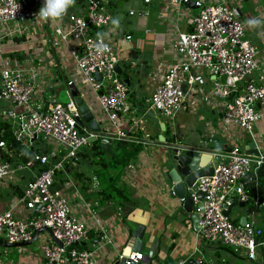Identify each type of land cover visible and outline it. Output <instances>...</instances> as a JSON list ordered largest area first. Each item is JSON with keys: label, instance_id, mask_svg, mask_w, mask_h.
Wrapping results in <instances>:
<instances>
[{"label": "built area", "instance_id": "obj_1", "mask_svg": "<svg viewBox=\"0 0 264 264\" xmlns=\"http://www.w3.org/2000/svg\"><path fill=\"white\" fill-rule=\"evenodd\" d=\"M111 1L76 0L80 10L70 11L63 23L60 19L37 23L45 0H0V98L13 105L7 112L12 142L0 139V182L16 183L23 171H30L35 163L41 168L27 181L14 206L0 210V238L11 244L26 242L44 229L36 236L42 243L41 264H94L98 255L110 256L114 248L112 225L68 191L74 189V180L59 178L65 163L77 161L95 136L77 124L81 115L71 94L72 86L112 140L130 139L131 130L143 126L141 116L130 115L129 88L115 71L121 60ZM248 1L143 0L145 4L162 3H156L160 8L156 18L165 21L170 36V43L161 48L170 59L161 64L163 72L150 94V108L167 127L163 118L171 126L179 109L194 110L201 99L211 97L222 107L221 128L231 141L228 150L218 155L212 173L197 178L187 188L193 212L198 213L200 237L253 258L256 249L264 244L262 229L253 215L244 224H237L225 214L234 200L247 202L245 187L264 163V149L256 144L259 153L247 154L240 138V133L245 132L256 142L264 135V131H255L264 121V46L260 49L248 37L252 27L243 14ZM262 9L258 6L257 13ZM137 11L149 14L134 8L129 14ZM36 27L37 34L32 32ZM98 33L105 34L103 44L108 50L103 53L96 49L100 43ZM258 35L264 44V29L258 30ZM124 38L131 40L129 34ZM56 70L66 91L65 101L46 94L53 87ZM207 80L210 85L206 95L202 87ZM121 121L129 122L131 127L122 130ZM151 137L144 132L143 139L135 142L145 145ZM38 141L45 143L49 151L34 153L32 160L24 163L21 155L26 149L17 153L11 146L29 148ZM13 155L18 164L9 160ZM196 192H203L205 197L197 200ZM18 205L29 212L36 205L40 208L27 218L15 212ZM91 232L94 241L89 240ZM142 257L143 254L131 253L126 258L136 262Z\"/></svg>", "mask_w": 264, "mask_h": 264}, {"label": "crops", "instance_id": "obj_2", "mask_svg": "<svg viewBox=\"0 0 264 264\" xmlns=\"http://www.w3.org/2000/svg\"><path fill=\"white\" fill-rule=\"evenodd\" d=\"M111 3L114 15L113 19L118 18L120 22L125 20L126 14L123 12V6L126 7L128 16L144 18L143 34H141V30L122 32L117 49L121 60L119 64L122 71L121 76H123L124 80H128L129 95L127 102L130 115L139 118L141 116L144 119L141 121L142 128L138 130L132 129V138H125L123 140L135 142V140L143 139L144 132H149L150 135L152 134V141L145 145L135 142L142 145V150L137 155V158L130 163V166L123 170L120 180L128 187L126 194L129 197L121 203L111 199L101 200V188L96 175L93 173L90 178L76 165L77 161L86 159L94 142H90L91 147L89 146V149L80 153L77 161L66 162L64 172L63 170L59 172V178H63L64 181H67L68 178L74 180V189L70 188L68 191L75 193L74 196L77 198V201L87 203L98 215L100 214L105 221L112 225L111 233L114 239V248L110 256L98 255L94 264H113L118 253L130 243L131 230L139 224L145 227L143 235L145 242L144 255L141 261L148 262L147 264L161 263L166 256H169L177 264L182 261L188 262L190 259L200 260L204 264H264V244L258 247L255 256L250 258L244 253L238 254L229 248L201 238L199 231L194 228L191 215L184 211L182 202L172 195L170 181L167 176V171L172 167L167 162V157L171 153L169 145L195 146L201 143L202 145H208L215 151L213 153L214 157L225 153L230 147L231 141L223 132V128H221L223 119L222 107L211 97L208 99L203 98L194 110L189 107L179 109L173 118L174 124L169 127L165 126L164 131H161L158 125H154L151 121L147 120L145 113L150 108V94L163 72L161 64L163 61L170 59L169 53L161 50L164 46V41L162 42V40H164L163 30L165 29V25L156 18L157 12L160 9L159 5H162V3L152 2V4H145L143 0H112ZM262 4H264V0H249L243 9V14L248 20L255 18L264 22V11L259 10L257 13L256 10ZM131 8L141 11L146 10L149 11V14L141 15L137 11L135 15H130L129 10ZM79 10L80 6L77 8L73 6L68 11L78 12ZM62 18L60 19L61 23L65 20V18ZM147 28L151 31L147 32ZM258 30L256 27H252L250 31L252 35L250 37L257 45L264 46L259 38ZM127 34L131 36L130 41L124 38ZM157 39L159 40L157 41ZM139 40L141 41L140 50L136 48ZM142 54H150L151 61L148 62L146 56H142ZM20 55L23 54L20 53ZM121 62L123 65H121ZM129 68L138 69L135 75L131 74L134 78L129 76L131 70ZM59 79L61 80V75L56 70L55 82H52L53 87L46 91L47 95L57 94L58 90L63 86ZM209 85V83H206V86L202 87L206 95ZM55 86L57 87L56 89H54ZM1 99L3 98L1 97ZM3 100L9 104V109L3 111L2 114L0 113V118L3 117V120L0 122L7 121L5 124L9 125L7 112L13 105L7 100ZM93 103L96 107H99L96 102ZM199 107L200 111L194 117ZM16 110H20V108H16ZM158 121L162 122L160 119ZM119 125L125 131L131 127L127 121H121ZM255 131L263 133L264 121H260ZM9 132L11 134V131ZM159 135L163 136V142L159 141ZM240 138L246 144V147L247 142L252 139L245 132L240 133ZM214 139L222 146L224 145L225 149L219 151L213 144ZM115 141L119 140L113 138L112 143ZM11 146L17 153H22L21 151L26 149L21 155L23 163L32 160L34 153L41 154L42 152L49 151L45 143L41 144L39 141L29 148L19 145ZM61 156L64 155L61 154ZM39 171L38 168L33 166L30 171L24 170L16 183L0 182V210L13 207L21 196L27 181ZM116 172L117 169L109 171L112 175ZM255 172V179L245 187L247 195L246 205L244 207L233 206L229 216L235 223L244 224L243 217L247 215L246 219L248 220L253 215L257 225L263 231L262 237L264 241V163ZM14 210L18 215L27 218L31 217L33 212V210L31 212L24 210L20 205L15 206ZM93 237L94 234L91 232L89 240L94 241ZM15 250L16 248L0 251V254L11 251L14 257L10 260H0L1 263H42V257L39 252H30L28 251V247L26 249L17 248ZM150 251L153 252H151V256H148V252Z\"/></svg>", "mask_w": 264, "mask_h": 264}, {"label": "water", "instance_id": "obj_3", "mask_svg": "<svg viewBox=\"0 0 264 264\" xmlns=\"http://www.w3.org/2000/svg\"><path fill=\"white\" fill-rule=\"evenodd\" d=\"M189 7H194L193 3L188 4ZM115 71L117 74L122 75V71L119 65L115 66ZM98 80L101 79L99 73L96 74ZM125 84H128V80H124ZM71 94L73 100L78 108V111L81 115L80 118H77V124L80 127H86L90 132L94 133L95 136L90 138V142H98L100 150L103 153L110 154L112 140L110 136L103 131L97 121L93 118L92 113L89 111L88 106L86 105L84 98L79 95L78 90L72 86ZM145 118L151 121L154 125H158L161 131L165 130V125L163 122H159L158 118L154 114V111L149 108L145 113ZM159 141L163 142L164 138L162 135H159ZM213 144L218 148L219 151L225 149V146L221 145L216 139L213 140ZM256 144L259 145L260 149H264V135L260 136L259 139H256V142L251 139L247 142L246 153L250 155H256L259 153ZM171 153L167 157V162L171 168L167 171V176L171 185L172 195L180 200L183 205V209L186 213L190 214L191 220L193 222L194 228L198 230V213L193 212L194 204L187 188L191 187L194 181L202 176L210 175L213 170V165L218 163L219 156L213 155L215 151L210 148L208 145H180V144H170ZM203 192H196L195 198L201 200L204 198ZM246 204L243 202H238L234 200L232 206L225 211L226 215H229L230 210L233 206L244 207ZM40 208V205H36L33 209L32 216L35 215L36 211ZM198 208L201 210V204H198ZM262 209V208H259ZM247 215L243 217L244 223L246 222ZM44 229L36 231L31 240L21 243H7L0 238V246L5 248L13 247H24L33 243L36 239L38 233L43 232ZM145 227L143 225H137L131 230L130 243L127 244L121 251V257H117L113 264H147L145 261H128L126 257L130 256L131 253H140L144 252L145 242L143 240ZM189 264H204L200 260L190 259ZM156 264H177L169 256H166L161 263L156 262Z\"/></svg>", "mask_w": 264, "mask_h": 264}, {"label": "trees", "instance_id": "obj_4", "mask_svg": "<svg viewBox=\"0 0 264 264\" xmlns=\"http://www.w3.org/2000/svg\"><path fill=\"white\" fill-rule=\"evenodd\" d=\"M167 127L169 126L167 125ZM9 131L10 126L8 127L7 125L0 124V139H3L8 144L12 142ZM166 133L168 134V132ZM92 149L102 156L99 169L94 170V174L100 183L101 200L111 199L121 203L129 197L128 194H126L128 187L120 180L123 170L130 166V163L137 158V155L142 150V145L140 143H135L132 140L115 141L111 144V151L109 156H107V159L103 158L105 155L100 150L97 141L93 143ZM14 157L15 155L10 157L9 160L14 164H18L17 159ZM34 167L39 170L41 169L36 163L34 164ZM111 169H117V172L112 175L109 173Z\"/></svg>", "mask_w": 264, "mask_h": 264}, {"label": "rangeland", "instance_id": "obj_5", "mask_svg": "<svg viewBox=\"0 0 264 264\" xmlns=\"http://www.w3.org/2000/svg\"><path fill=\"white\" fill-rule=\"evenodd\" d=\"M80 5V3H78V2H76L75 3V7L77 8L78 6ZM82 5H84V3L82 4ZM120 6H121V4H120ZM70 9V8H69ZM68 9V10H69ZM122 9H123V12L126 14L125 15V20L124 21H122V22H120V24H119V27H115L113 24V28H114V32L116 33V35H117V43L119 44V42H120V39H121V37H122V32H129V31H139V30H141L142 32H141V34H143V28H144V18L142 17V19H141V17H138L137 18V16H128V14H127V9H126V7H122ZM187 9V11L188 12H190V11H194V9H189V8H186ZM69 13V11H67V13L63 16V18H65L66 16H67V14ZM161 23H163L164 25H165V21H161ZM264 24V23H263ZM257 29H264V26L263 25H260L259 27H256ZM167 26L165 25V29L163 30V34H164V40H162V42L164 41V45L165 44H167V43H170V36L166 33L167 32ZM32 32L33 33H38L39 32V30H38V28L36 27V28H33L32 29ZM247 34H248V37L249 36H251L252 34L250 33V32H247ZM139 38V37H138ZM146 39H148V38H146ZM159 39H157V41H158ZM31 40H28V42H30ZM161 41V40H160ZM156 42V41H155ZM35 44L37 45V47H38V43L37 42H35ZM140 45H141V41L139 40L138 42H137V47L136 48H138L139 50H140ZM258 47L261 49L263 46H261V45H258ZM142 56H146V58H147V61L149 62V61H151V57H150V54L149 55H147V54H142ZM141 56V57H142ZM140 57V58H141ZM121 65H123L122 64V62H121ZM129 69H131L130 70V74H129V72H128V74H129V76H132L133 78H134V76L133 75H135L137 72H138V69L137 68H129ZM129 69H128V71H129ZM131 74H133V75H131ZM139 74H141V73H139ZM123 77V76H122ZM60 82H61V80H60ZM206 83H209L210 84V81L209 80H207L206 81ZM204 87L206 86V84L205 85H203ZM57 87L55 86L54 87V89H56ZM205 92H206V90H205ZM57 97L61 100V101H65L66 99H67V95H66V91H65V89H64V87L63 86H61V88L58 90V92H57ZM9 109V104L6 102V101H4L3 99H1L0 98V113L2 114L3 113V111H5V110H8ZM200 111V107H199V110H197V112H196V114L194 115V117H196L197 116V114H198V112ZM3 120V117H1L0 118V121H2ZM163 120L165 121V123L169 126V120L168 119H166V118H163ZM5 122L7 123V121H4V122H0V124H4V125H6L5 124ZM7 126L9 127V125L7 124ZM105 126H106V128L108 127L107 126V124L105 123ZM155 140V139H154ZM152 141V140H151ZM91 147V146H90ZM104 155H105V157H103L104 159H107V156H109V154H107V153H103ZM83 158V157H82ZM101 159H102V156H100V154H97L92 148L90 149V151H89V153H88V155L86 156V159H84V160H79V161H77L78 163H76V165H77V167L79 168V169H81V170H83L85 173H86V175L88 176V177H92V174L94 173V170L93 169H99V167H100V164H101ZM84 161V162H83ZM85 163V164H84ZM70 164V163H69ZM115 169H113V171H114ZM45 234H48V232L47 231H45L44 232ZM41 242H39V240L38 239H35L34 241H33V243L32 244H30V245H27V246H24V247H13V248H16V250H17V248L19 249V248H21V249H26L27 247H28V251H30V252H34V253H38V252H40V247H41ZM13 248H5V247H3V246H0V251H2V250H4V249H6V250H13ZM15 250V251H16ZM13 257V255H12V253H11V251H8V252H4V254H0V260H10L11 258ZM14 258V257H13ZM1 262V261H0ZM13 262H15V261H13Z\"/></svg>", "mask_w": 264, "mask_h": 264}, {"label": "clouds", "instance_id": "obj_6", "mask_svg": "<svg viewBox=\"0 0 264 264\" xmlns=\"http://www.w3.org/2000/svg\"><path fill=\"white\" fill-rule=\"evenodd\" d=\"M76 3V0H45L44 5L39 10V13L36 17V22H47L49 20L55 22L61 19L68 11L69 8L73 7ZM249 27H259L262 23L261 20L258 19H250L247 22ZM112 24L115 27H119L120 21L119 19H113ZM105 34L98 33L97 38L100 40V43L96 45L97 52L103 53L107 51V45L103 44V38ZM144 255V252L142 253ZM142 260V259H141Z\"/></svg>", "mask_w": 264, "mask_h": 264}, {"label": "bare ground", "instance_id": "obj_7", "mask_svg": "<svg viewBox=\"0 0 264 264\" xmlns=\"http://www.w3.org/2000/svg\"><path fill=\"white\" fill-rule=\"evenodd\" d=\"M262 8H264V4L261 5ZM264 11V9H262Z\"/></svg>", "mask_w": 264, "mask_h": 264}]
</instances>
